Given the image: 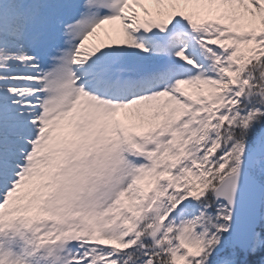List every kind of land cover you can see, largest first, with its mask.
I'll use <instances>...</instances> for the list:
<instances>
[{
    "label": "snow or ice",
    "instance_id": "obj_1",
    "mask_svg": "<svg viewBox=\"0 0 264 264\" xmlns=\"http://www.w3.org/2000/svg\"><path fill=\"white\" fill-rule=\"evenodd\" d=\"M0 264H264V0H0Z\"/></svg>",
    "mask_w": 264,
    "mask_h": 264
}]
</instances>
